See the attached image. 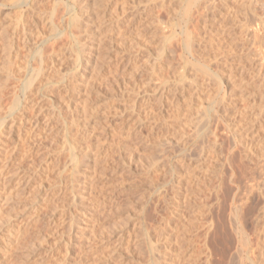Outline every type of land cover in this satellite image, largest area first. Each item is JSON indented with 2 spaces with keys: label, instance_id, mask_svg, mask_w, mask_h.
I'll return each instance as SVG.
<instances>
[{
  "label": "rangeland",
  "instance_id": "rangeland-1",
  "mask_svg": "<svg viewBox=\"0 0 264 264\" xmlns=\"http://www.w3.org/2000/svg\"><path fill=\"white\" fill-rule=\"evenodd\" d=\"M106 1L109 4H103ZM203 1L105 0L93 4L94 0H0V94L3 96L0 106L5 107L3 110L0 107V119H6L4 123L1 121L4 132L0 131V155H4L0 157V165L9 162L11 169L7 171L3 164L0 176L5 177L3 174L8 172L13 177L4 180L11 178L5 188L0 179V192L10 188L14 197L16 190L23 192L16 198H11L9 191H5L9 196L2 192L3 199H11L10 204L4 203L6 206L1 205L0 209V258H4L1 264H161L170 261L164 258L165 246L159 237L161 226L158 224L161 213L175 199L173 174L193 168L187 164L188 160L201 159L208 135L205 131L218 120H221L219 132L225 154L224 149L231 141L227 124L233 120L232 109L243 104L238 86L237 96L234 95L228 109L218 105L215 98L219 81L211 82V92L205 90L204 82L207 83L210 75L213 80H219V68L214 60L207 59L217 57L214 50L205 46ZM216 1L219 7L226 4ZM227 1L225 8L229 6L233 11L230 10L231 16H224L230 30L223 33L228 58L245 59L241 63L235 60L234 66L244 69L242 76L257 90V83L264 82V0ZM219 20L213 19L215 36L220 31ZM248 23L258 25L257 34L252 30L240 31V26ZM12 40L13 48L18 45L14 51H18L19 57L13 55L8 60L6 44ZM154 60L158 63H153ZM40 66L42 71L46 70L38 71L44 75L39 76L41 83L35 71ZM29 83L34 90L28 87ZM38 83L41 85L35 86ZM236 83L240 84V79ZM24 89L34 101L29 97L31 104L27 108L19 104L11 111L7 107L13 106L16 93L21 101L25 100ZM36 115L42 118L46 137L33 132L31 123L25 119H35ZM263 121H259L261 135L256 137L260 143L263 141L262 148ZM12 122L17 123V130H11ZM28 133L33 134L32 138L22 139ZM15 142L19 149L13 147ZM89 144L92 152L86 156L83 152ZM12 148L16 150L11 155ZM99 148L104 150L98 160L95 156ZM261 152L264 150L258 151ZM8 154L14 157L9 160ZM255 156L245 161L246 175L256 176L264 183V155L260 159L259 155ZM37 164L45 167L46 173H43L48 174L47 179L56 183L47 186L55 194L48 200L42 198L46 204L41 201V190L36 193L37 183L22 191L25 182L19 179L20 171L29 173ZM199 173L198 185L185 189V193L192 192L193 199L190 197L187 201L185 197L180 213L183 221L196 218L197 221L200 207L213 201L203 191L205 172ZM231 195L226 188L222 191L219 211L222 218L219 223L227 225L223 228L228 233L232 231L228 218ZM36 198L38 201H34ZM251 214L246 217L247 232L252 230V221L255 223ZM225 230L219 236L230 239L232 235L224 234ZM17 233L21 236L16 241ZM220 238L218 241L223 240ZM227 238L225 243L220 241L222 245L217 240L211 243V246L217 244L215 248H226H222L226 250L223 264H248L242 235L232 237L231 241ZM198 246L195 245L196 251ZM192 260L193 257L182 263L201 264L202 261Z\"/></svg>",
  "mask_w": 264,
  "mask_h": 264
},
{
  "label": "bare ground",
  "instance_id": "bare-ground-1",
  "mask_svg": "<svg viewBox=\"0 0 264 264\" xmlns=\"http://www.w3.org/2000/svg\"><path fill=\"white\" fill-rule=\"evenodd\" d=\"M104 1L105 0H103V2ZM221 1L226 3V4L228 2L227 0H221ZM98 2H102V1L94 0L93 4H96V3L99 4ZM102 3H100V4H102ZM105 3H108V1L104 2L103 4H105ZM215 3H217L216 0H204L203 1V5H201L202 9L204 10V13H205L204 21H203L204 24L203 25L207 28L206 29L207 31H205V34L203 35L205 37V43H206L205 46L208 47L209 50H214L215 55L214 54H212V55L217 57V58H215V57L212 58L211 57V58H207V59H209L208 61L214 60L217 63V67L219 68V72L217 73V76L219 77V80H217V79L213 80V78L211 77L212 75H210V77H208L209 74H211L210 72L208 73V75L205 73L207 75V77H208L207 78L208 79L207 83L204 82L205 83V90L207 89V90H209L208 92H211V88L213 89V87L211 85V82L214 83L215 80L219 81V85L217 84L219 87L217 89V93L215 94L216 95L215 98L218 100V105H221V107L224 106V107H226L228 109V107L231 106V102L235 99V98H233L234 95L237 96L238 92L236 90V87L238 86L237 88H241L242 95L240 94L241 95L240 98L243 101L242 102L243 104L241 106L240 105H238V106L236 105L237 107H233L232 106L233 109L231 108L233 110V113H232L233 114V117H232L233 120L232 121L230 120L231 122L229 121L230 123L227 124V130H228V133H229L228 139L231 138V141L229 142V144L227 146V149H224V152H226V153L223 154L222 146L224 145V141L221 139V135H220L221 133L219 132L220 131V125H221L220 121L221 120H218L219 118H217L218 121H215L214 127L211 126V128L210 127L207 128V129L205 128L206 129L205 132L208 135H207V137L205 136L207 138L206 144H203V146L204 145L205 146L204 147L202 146L203 148L201 149L202 150L201 154H203L202 157L199 156V157H201V159L198 158L197 161H194L192 159L188 160L187 164L190 165V166H193L194 169L191 168L192 170L190 169V170H186V171H180L179 174H173V178H172L173 185L175 184L174 187L176 188L175 189V199H174L173 203H171V205L168 207V210L167 211L165 210L166 212L164 211L165 212V213L163 212L164 214L161 213V215H160L161 219H159L160 223L158 224V225L161 226L160 231H158V233H160L159 237H160V240L164 242V246H165L164 258L166 260H170V261H167V263H161V264H181L183 261H185V260L187 261L188 258H190V260H191V257H193V259L196 262L197 261L199 262L200 260H202L201 256L203 257V260L200 262L201 264H223V262L225 260L224 258H225L226 250H224V251L222 250V248L224 246L220 247L221 248L220 249V248H215L214 245H217L218 242L221 241V240L218 241V239H221L220 238L221 236H222V239H223L222 240L223 243H225L224 240L228 237V236L225 237L224 235L219 236L220 233H221L220 231H222L223 229L225 230V228L227 226V225L226 226L225 225H221V222L219 223V220L221 218V216H219V215H221V214H219V211H221V209H220L221 208V193H222V191L225 188L228 190L229 193L232 192V195H231L232 196V198H231L232 199V201H231L232 203H230L231 205H229L230 213H229V217H228L229 218V223L231 224V230H232L231 233L230 232L229 233L232 236L229 235L230 239H229V237L227 239H229L231 241L232 237L235 238L236 236H240V234H241L242 235V242H243L242 244H244L245 251H246V253L248 255L247 256L248 264H264V183H260V181L257 179L256 176L254 177L252 175L250 178L247 177L246 171H245L246 170V167H245L246 159L254 158L253 156H255V154H256V156L259 155V159H260V157H263V155H264L263 152L258 153V151H260V150L263 151L264 150V148H262L263 141L260 143V141H258V139H256V137L259 138L258 136L261 135V133H260L261 131H260V127H259V126H261V124L259 125V121L262 122L263 121L262 118L264 117V85H263L264 82H261L262 78L260 79L261 81L258 80L259 81V83H257L258 89L256 90V87L254 86V84L253 85L250 84L251 82H248V80L245 79V77L242 76L241 71H243L244 69L240 70L238 68H235V66H234L235 64L233 62L235 60L238 59L237 62L241 63V62H244L245 59L244 58H237V59L228 58L229 54H228V52L226 50L227 46H225V44H224V41L226 40V36H224L223 33L230 32V30H229V27L227 26V23L224 22L225 21V17L224 16L225 15H230L229 13H230L231 8L229 6H227L225 8L226 4H223L222 7L220 5V7H219V6H217L218 3L217 4H215ZM106 6H108V5H106ZM216 6L219 7V8H216ZM218 18H220L219 21H221V22L217 21V22H219L218 26H220V31L217 32L218 35L215 36V35L212 34V24L216 21V20L213 21V19H218ZM51 23L52 24H50V26L53 25V21ZM240 28H241L240 31H242L243 33H248V31L252 30L254 35L257 34V32L259 30L257 24L252 25L250 23H248L246 25H241ZM232 29H234V28H232ZM13 42L14 41L12 40V41L8 42V44H6L7 45L6 48L8 50V53H7L8 56L7 57H9V58H7L8 60L10 58H12L13 55L15 56V58L19 57L18 51L17 52L14 51V48L16 46H18V45H16L13 48V45H15ZM215 43H216V45H215ZM8 47H9V49H8ZM228 50H232L231 47H228ZM154 59H156V58H154ZM207 59H205V62H206ZM46 61L47 60H45L44 62H46ZM7 62L9 64L11 61H7ZM13 62H14V60H13ZM205 62H204V64H205ZM153 63H158V62L154 60ZM210 65H211V63H210ZM210 65H209V68H211ZM245 65H246V63H245ZM245 65L242 64V66L244 68L246 67ZM247 65H248V63H247ZM250 65H251V63H250ZM41 66H42V64H41ZM41 66L35 70L38 73V75H37V79L38 80L41 79V78L39 79V76H42V77L44 76L43 74L40 75V73L43 72V71H46V70L42 71L41 70ZM44 66H43V69H44ZM207 69L204 68L205 71H207ZM38 71H40V73ZM262 74H264V72ZM213 77L215 78V76H213ZM237 78L240 79V84L236 83V79ZM42 79H44V78H42ZM211 79L213 81H211ZM35 80L36 79H34V81ZM38 80L36 82H34V83L36 84L37 82H39ZM42 81L40 80V83ZM234 81H235V84H234ZM263 81H264V77H263ZM29 82H31V80H29ZM32 83H33V80H32ZM32 83H29L28 87H30V84H32ZM40 83H38L35 86H38ZM191 83H193V82H191ZM25 85H27V84H25ZM25 85H24L23 88H25ZM203 86H201V87H203ZM32 87H34V86H32ZM195 88L198 91L199 85L195 86ZM195 88H194V91H195ZM27 89L28 88L26 87V90ZM32 90H34V88ZM1 91H0V93H1ZM249 91H250V93H248ZM24 92H25V89H24ZM26 92H25L26 96H24V98H25L24 101H21L19 99L18 93H16V95L14 96V98H15L14 100L15 101H13L14 102L13 106L11 107V105H10L7 108H10L11 111H13L15 109V107L17 105H19V104H22V106L24 104L25 105L24 109L27 108V105L31 104L30 103L31 97L29 96L30 94L29 93L27 94ZM193 94H194V92H193ZM1 95L2 94H0V99L3 97ZM29 97H30V99H29ZM35 99H37V98H35ZM31 100L34 101V99H31ZM1 102H2V100H1ZM38 102H39V97H38V100H36V102H35V106L36 107L38 105ZM234 104L235 103H233V105ZM69 107H71L70 104H68V108ZM2 108L5 109V107H1V110H3ZM38 117L36 115L35 119H32L31 117L29 119H27V118H25V119L27 121L29 120V122L31 123V127H32V131L33 132H35L38 135H42V136L44 135L46 137L45 134L48 135V133L47 132L45 133L44 128H42V126H44V125L41 126V119L42 118L39 119ZM25 119H22V121L26 122ZM5 120H6L5 118H4V120L0 119V122L1 121L5 122ZM50 121H51V119H50ZM2 122L0 123V131H1ZM29 122H27V123H29ZM206 122H207V120H206ZM12 123H14V122H12ZM27 123H25V124L27 125ZM14 124H11V126H10L11 130L12 129L17 130V128H15L17 123L15 125ZM19 125H21V123ZM19 125H18V127H19ZM137 127L139 128L138 125H137ZM238 128H240V129L242 128V130H240ZM2 129H4V127ZM139 129H141V126H140ZM9 130L10 129H8V132H9ZM11 130H10V132H11ZM5 131H6L5 133L7 134L8 133L7 130H5ZM1 132H4V131H1ZM195 132H197V131H195ZM19 133H21V132H19ZM35 133H34V135H35ZM22 134H23V132H22ZM0 135H2V134H0ZM32 135H33L32 133L25 134L22 137V139H24L26 141L27 140L29 141V139L32 138ZM204 135H205V133H204ZM6 137H9V136H6ZM38 138H39V136H38ZM253 138H255L256 141L253 140ZM20 139H21V137H20ZM43 139H44V137H43ZM20 141L22 142V140H20ZM23 143H24V141H23ZM28 143H30V142H28ZM255 143H257V145H255ZM9 144H10V141H9ZM15 144H16V142H15ZM90 144H92V143H90ZM90 144L86 147V150H85L86 152L81 151L86 156H90V154H91L90 152H92L91 151L92 148H91ZM17 145H19V144H16L13 147L16 148ZM183 146H185V145L183 144L181 147H183ZM186 146H187V144H186ZM15 148H12L13 151L9 152L11 155L14 153V150L19 149V148H16V149ZM31 148L32 147H30V155H32L31 154V152H32ZM84 148H83V150H84ZM190 148H191V146L189 147V149ZM103 150L104 149H102V148H99L97 150L98 153L95 156V159L97 157V159L99 160L100 155L103 153ZM36 151H37V147H36ZM10 154H8V156H7L9 160L14 157V155H13V157L10 158L11 157ZM1 155H2V153H1ZM1 155H0V157H1ZM4 158H5V156H4ZM102 158H104V157H102ZM21 159H23V158H21ZM4 160H6V159H4ZM183 160H185V159H183ZM8 163L9 162H6V163L3 162V164H5L4 168H6L7 171L10 169L9 168L10 166L8 167V165H9ZM2 165H0L1 168H3ZM38 165L39 164H37V166H34L35 168L32 167L33 169L31 171L29 169V171H30L29 173L25 172V173L22 174V171H20L21 172L20 173L21 178H19V179L20 180H24V182H25V185H23L24 183L22 184V186H23V190L22 191H24V188H26L27 186H29V185L32 186V184L37 183V185H36V187H37L36 193L38 192V190H41V193H42L41 199L42 198L43 199L44 198L47 199L50 196L54 195L55 193L54 194L52 193L53 189L51 191H49L51 188L49 189L48 187L49 186L51 187V183L52 182L49 181L50 178H48L49 180L47 179V175L48 174L47 175L44 174V173H46L43 170L45 167L43 168V166H40V165L38 166ZM26 168H28V167H26ZM162 170H161V172H162ZM200 170H203V172H205L204 175H203V179L205 180L204 181L205 183H204L203 191L205 192L206 197L208 198V200L212 199V197H213V201L214 200L215 201L214 202L212 200H210L212 202H210V201L206 202L205 201L206 202L205 205L203 204L204 207H202V208L200 207V209H199L200 210L199 212H201V213L199 214L197 221H196L197 218L196 219L194 218L195 220L183 221L181 216H180V213H181V210L184 208L183 207L184 204L186 203L184 201L186 199L188 201V199L190 197L192 198L191 195H193V194H191L192 192L190 193L191 195L189 193H185V189L189 190L191 188H195L198 185L199 179L201 178V176L198 175ZM2 171H4V170H2ZM16 171H19V168ZM43 171H44V173H43ZM197 171H199V172L197 173ZM248 171H249V169H248ZM13 172H15V171H13ZM0 173H1V171H0ZM2 173H4V172H2ZM15 174H16V172H15ZM3 175H6V176L2 177V174H1L0 179H2L3 181L0 180L1 183H2V184L1 183L0 184L3 187L4 186L6 187V185L11 181L10 179L13 178V177L8 175V172H5ZM8 176H10L11 178L9 180H7V181H4ZM22 177H24V178L22 179ZM20 180L18 182L22 183ZM54 183H52V184H54ZM10 184H9V186H10ZM20 187H21V185H20ZM45 188H48V190H45ZM52 188H55V187L52 186ZM8 189H10V188H8ZM8 189H7V191H9ZM17 189H18V187H17ZM5 191L6 190L4 189V192ZM20 191L16 190V192H18L19 195L23 193V192L20 193ZM2 192H0V193L2 194ZM9 192L11 194V190ZM187 192H190V191H187ZM8 193H6V194H8ZM18 193H17V196H18ZM13 195H14V193L12 192L11 198L14 197ZM3 196H5V195L2 194V196H1L2 198L0 199V209H1V205H3L4 203H9L8 201L11 199V198L10 199H8V198L6 199V197H5V199H6L5 200V199H3L4 198ZM7 196H9V194ZM16 197H14V198H16ZM185 197H186V199H185ZM38 199H39V196H38ZM43 199L41 200L42 202L45 201V200L43 201ZM1 200H3V202ZM36 200H37V198L34 201H36ZM189 201H190V199H189ZM40 204H42V203H40ZM44 204H46V201L44 202ZM190 204L193 205V203H190ZM3 206H6V205H3ZM36 206H38V205H35V207ZM155 206H157V205H155ZM191 208L194 209L195 207L194 208L191 207ZM39 211H40V209H39ZM35 213H38V212L36 211ZM249 213H252L251 217L253 216L255 218V220L253 219L255 221V223L251 220L252 223H253V225H252L253 227L251 228L252 229L251 232L250 231L247 232L248 229H246V223H248V222H246V219H247L246 217L248 216ZM178 215L180 216V218H179ZM221 220H222V218H221ZM223 226H225V228H223ZM221 228H222V230H221ZM20 230L21 229L19 228V231ZM227 230H229V229H227ZM21 233H17L16 234L15 240L18 239L21 236ZM222 233H224V231ZM226 233L229 234L227 231L224 234H226ZM215 240H217V242ZM229 240H226V241L228 242ZM212 241L217 243V244L216 243L213 244L214 247L211 246L212 245L211 244ZM163 242H162V245H163ZM221 242L218 245H222ZM197 244L199 245L197 247L198 251H196V247H195V245H197ZM167 248H168V250H167ZM193 248H195V249H193ZM224 249H226V248L224 247ZM216 256H219V257L222 258V259L218 258L219 262H217V263L215 262V261L218 260V259L215 258ZM3 260H4V258L1 257L0 258V264L3 263ZM194 260H192V261H194ZM189 264H191V263H189Z\"/></svg>",
  "mask_w": 264,
  "mask_h": 264
}]
</instances>
